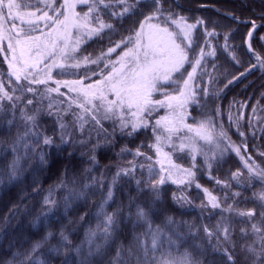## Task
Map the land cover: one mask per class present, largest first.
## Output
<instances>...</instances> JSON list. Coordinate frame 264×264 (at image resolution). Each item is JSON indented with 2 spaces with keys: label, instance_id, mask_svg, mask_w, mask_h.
Masks as SVG:
<instances>
[{
  "label": "snow or ice",
  "instance_id": "obj_1",
  "mask_svg": "<svg viewBox=\"0 0 264 264\" xmlns=\"http://www.w3.org/2000/svg\"><path fill=\"white\" fill-rule=\"evenodd\" d=\"M77 4L87 5V11H77ZM105 9L110 10L111 20L103 18ZM228 15L232 16L231 13ZM125 17H139L138 26L133 23L127 35H121L119 40L113 41L112 36L117 31L115 21L123 22ZM233 18L239 20L238 17ZM198 26H205L206 37L218 35L214 28H207L202 18L198 17L195 22H189L186 16L174 12L171 6L165 9V0H63L59 6L57 0H35V3L32 0H0V44L7 42L6 48L0 47V54L4 56V63L7 64L6 74L0 70V124L6 121L9 130L12 126H17L16 135L9 144L12 153L6 169L9 182L19 179L28 161L38 158L41 165H47L45 148L55 145V140L39 130V118L45 110L49 116L56 117L61 144L73 141V132L69 128L78 129L81 132L80 143H87L83 138L84 133L87 131L89 139L93 131L99 136L103 130V121L108 120L113 127L112 132L105 135V142H110L109 136H114L117 130L122 136L131 138L142 130L150 129L153 139L148 144V149L156 154L154 158L145 151L143 143L134 150L127 146L121 148V158L131 152L132 159L127 162L128 167L117 169L106 194L102 192L96 212V227L89 228L85 239L76 246H72L64 229L59 232L58 242L51 244L50 241L56 234L49 231L22 254L20 264H38L35 254L45 245L57 254L61 249L66 253L75 252L79 257V264H91V258L102 255L114 242L124 223H131L133 226L134 234L128 246V255L136 256V264H205L200 257L206 254L207 249L202 245H190L184 247L183 252L179 251L187 244L189 237L194 239L198 234L199 230L195 226L163 214L160 223L153 227L154 217L163 213L159 208V201L161 186L167 180L189 185L195 183L196 173L193 169L197 167V157H202L203 166L211 170L213 162L222 159L227 148L240 156L248 170L246 181L240 179L243 173L239 169L232 174V179L238 184L246 183L249 187L255 181H259L261 185V190L254 194L260 207L259 220H254L255 209L237 211L235 202L224 207L220 199L207 188L203 189L207 204L202 202L199 207L210 206L220 209L222 213L235 212L239 217H247L246 223L251 224V233L256 239L246 248L242 246V250L252 258L251 264H264V168L258 166L251 156L245 159L241 155L240 146L231 141L223 125L218 126L211 117L186 122V107L192 103L199 105L196 99V88L199 87L195 80L197 70L201 73L206 71L205 57L216 55L215 48L209 52L205 46H199V51H195L193 32ZM256 27L253 21L252 29L247 33L249 39L245 43L249 44V52L254 51L249 40ZM104 35L109 39L106 51L85 54L82 48L87 42L85 38L103 39ZM229 36L230 32L224 34V51L239 64L240 61L229 43ZM261 40L264 41V36H261ZM209 43L205 39L204 45ZM113 53H116L114 59ZM255 59L257 63L240 73L241 77L252 68L264 71V57L255 54ZM88 65H95V68L87 67ZM82 66L86 67L83 74L71 71L79 70ZM188 66L191 70H188ZM212 67L215 69L216 65L213 64ZM93 77L99 79L93 80ZM238 79L239 77L234 76L228 80V84ZM49 81L55 87L49 86ZM33 85L45 87L40 89ZM227 86L226 84L225 87ZM61 88L67 89V93L61 92ZM203 91L207 97L209 89L205 88ZM29 93L32 95L28 96ZM52 93L64 97V100H56ZM156 93L163 98H154ZM44 100L48 101L46 106ZM160 108L172 111L155 119L153 123L150 117ZM217 111L219 114V110ZM68 115L74 117L71 125L64 119ZM229 119L231 120V116ZM86 125L89 127L86 128ZM240 135L243 136L244 133L241 132ZM98 146L99 144L94 145L93 149ZM177 151L190 156L193 161L191 168H183L174 162L173 155ZM139 157H143V161ZM92 160L95 163L94 155ZM156 165L160 166L159 172ZM138 168L139 178L136 174ZM91 170L89 168L87 171ZM174 172L183 174V179L177 181ZM121 177L135 182L136 193L129 195L126 206L121 204L109 212L107 209L114 201V188ZM216 183L231 187L227 181L217 179ZM96 184L97 179L92 177L90 182L77 189L73 181L72 189L64 197L65 209L71 207L74 201L86 199ZM99 184L103 189V176ZM56 187L63 189L67 184L62 180ZM196 187L202 186L196 183ZM52 191L50 188L49 194L43 200L41 215L45 217L57 207L58 202L52 199ZM233 195L239 196L240 192ZM142 196H146V199H140ZM223 200L226 203L228 197L225 196ZM173 201L192 203L186 196L177 197L175 193ZM39 222L38 216L34 226ZM241 222L245 223L243 220ZM144 226L146 227L143 232H135L136 228ZM203 231L213 252L220 251L222 245L231 240L229 226L224 223H218L215 232L208 227H204ZM241 232L245 236L249 234L247 228H242ZM221 235L223 241L219 239ZM213 236L217 237L215 245L211 244ZM256 244H259V248ZM193 248L198 251V255L194 254ZM223 251L228 261L234 264V257L228 249L224 248ZM19 255L14 254V262ZM123 256L124 247L121 243L117 246L110 264H121ZM124 264L129 262L124 261Z\"/></svg>",
  "mask_w": 264,
  "mask_h": 264
},
{
  "label": "trees",
  "instance_id": "obj_2",
  "mask_svg": "<svg viewBox=\"0 0 264 264\" xmlns=\"http://www.w3.org/2000/svg\"><path fill=\"white\" fill-rule=\"evenodd\" d=\"M169 6L174 12L186 16L189 22H195L198 17L204 19L207 28L209 30L214 28L218 33L215 37H206L205 26H198L193 32L195 51H199V46H205L206 51L209 52L215 48L216 55L215 57H205L206 71L201 73L199 69L197 70L195 80L199 83V87L196 88V99L199 101V105L192 103L187 106L186 122L191 123L193 119L211 117L218 126L222 124L231 141L240 146L241 155L245 159L249 156L253 159V156L264 153V71L252 68L245 76H240V73L257 63L255 54L264 57V41L261 40V36H264V0H165V9ZM229 13L232 16L228 15ZM233 17H238L239 20ZM103 18L105 20L112 19L110 10H104ZM138 20L139 17H125L123 22L116 20L117 31L112 36V40L116 41L120 39L121 35H127L133 23L138 26ZM253 21L257 25L250 40L254 51L249 52L245 41L248 31L252 29ZM229 32V43L240 61L239 64L224 51V34ZM205 39L209 40L208 45H204ZM108 45L109 39L107 35H104L103 39L94 37L88 40L82 48L85 50V54H99L101 50L106 51ZM213 64L216 65L215 69L212 67ZM188 70H191L190 66H188ZM234 76L239 79L228 84V80ZM226 84L227 87H225ZM205 88L209 89L207 97L203 91ZM155 97L161 98L162 96L156 93ZM254 109L255 111H253ZM217 110H219V114ZM16 131V125L9 130L6 121L0 124V264H20V260L23 259L22 254L49 231L56 234L55 238L50 241L51 244L58 242L59 232L64 229L72 246L80 245L89 228L96 227L98 222L96 212L101 202L102 192L106 194L117 169L128 166L127 162L132 159L131 152L121 158L119 155L121 148L127 146L134 150L143 143L144 150L151 154L148 144L153 139L150 129L142 130L131 138L121 134L109 136L110 142H105L104 139L103 145L91 150L92 153L85 147L61 144L58 139V141L54 139L55 145L45 148L47 165H41L38 158L35 161H28L25 163V170L19 179L9 182L6 173L8 162L12 158L9 144L15 137ZM56 131L57 129L54 128L51 133L43 130L40 132L55 137ZM241 132L244 133L243 136L240 135ZM88 144L91 142L85 145ZM225 147L227 148L226 145ZM93 155L95 163L92 160ZM138 159L143 161V157ZM177 163L191 168L193 161L183 156L177 159ZM195 163L197 165L193 169L196 173L195 182L202 187L191 190V207L187 208L173 201V194L177 195L180 190L177 184L167 180L161 186L159 201V208L163 210V213L154 217L153 227L160 223L163 214L172 216L177 221H187L199 231L194 239L191 237L187 239V244L179 249L180 252L184 251V247L200 244L207 249L206 254L200 257L205 261V264H233L224 255L223 250L227 248L234 257V264H251L252 258L245 250H242V246L246 248L256 239L251 233V224L246 223L247 217H239L235 212L232 214L222 213L220 209L210 211L208 207L201 208L199 205L204 199L203 189L207 188L220 199L224 207L235 202L237 211L255 209L254 220L258 221L260 207L254 194L261 190L259 181H255L253 186L249 187L246 183L238 184L232 179V174L238 169L241 170L244 177L248 170L244 167V161L231 148H227L222 159L213 162L211 170L203 166L202 157L198 156ZM89 168L92 169L91 172L87 171ZM156 170L159 172L157 165ZM136 174L139 178V168ZM101 176H103V189L99 184ZM92 177L97 179V184L90 190L87 198L74 201L71 207L65 209L64 197L72 189L73 181H75L76 188L79 189L84 183L90 182ZM217 179L222 182L227 181L231 187H225L223 183L217 184ZM62 180L67 184V187L63 189L56 187ZM50 188L53 189L52 199L58 203L54 211L45 217L41 215V211L44 208V197L49 194ZM235 192H240V195H233ZM114 193V201L107 209L109 212L121 204L127 205L129 195L136 193L135 182L121 177L114 188ZM225 196L228 197L226 203L223 200ZM140 199H146V196H142ZM38 216L40 222L34 226ZM242 220L245 223H242ZM218 223L229 226L231 240L223 244L220 251L213 252L203 229L208 227L215 232ZM145 227H138L135 232L139 234L145 230ZM242 228L249 230L247 236L242 234ZM133 234L131 223L122 224L114 242L107 247L102 255L91 258V264H110L115 257L117 246L121 243L124 247L121 264H124V261L136 264V256L129 257L128 255V246L132 241ZM219 239L223 241V236L221 235ZM148 243L150 246V238ZM216 243L217 237L213 236L211 244L215 245ZM256 247L259 248V244H256ZM86 248L87 245H85V250ZM193 252L198 255L195 248H193ZM17 253L20 255L14 262L13 256ZM35 260L38 264H79V257L75 252L66 253L61 249L57 254L50 251L48 245L37 251Z\"/></svg>",
  "mask_w": 264,
  "mask_h": 264
},
{
  "label": "rangeland",
  "instance_id": "obj_3",
  "mask_svg": "<svg viewBox=\"0 0 264 264\" xmlns=\"http://www.w3.org/2000/svg\"><path fill=\"white\" fill-rule=\"evenodd\" d=\"M18 2H27V0H18ZM32 2L33 3H35V0H32ZM63 3V0H57V6H59V4H62ZM42 6V5H41ZM87 5H81V4H77V11H87ZM23 10H28V9H23ZM16 23L17 24H19V21H16ZM8 24H9V22H8ZM11 25V21H10V24H9V26ZM41 26H43V25H41ZM37 34H39V33H37ZM86 39V41H88L87 40V38H85ZM84 45V44H83ZM82 45V46H83ZM0 47H4V48H6L7 47V42L6 41H4L2 44H0ZM119 52V51H118ZM116 57V53H113V59ZM87 67H90V68H95V65H88ZM0 70H2L5 74L7 73V64L6 63H4V56L2 55V54H0ZM56 71H59V70H56ZM71 71H73V72H76V71H79L81 74H83V72L84 71H86V67L85 66H82L79 70H76V69H71ZM54 75H55V73H54ZM68 79H71V78H74V77H67ZM95 79H99V77H93V80H95ZM89 81H85V83H88ZM49 86H51V87H55V84L54 83H52L51 81H49ZM33 87H36V88H40V89H43L45 86L44 85H33ZM60 91L61 92H65V93H67V89H65V88H61L60 89ZM28 96H31L32 94L31 93H29V94H27ZM69 95H71L70 93H69ZM155 95L156 94H154V98H156V99H162L163 97H161V98H157V97H155ZM52 96L53 97H55V99L56 100H58V101H62V100H64V97H62V96H57L56 95V93H52ZM7 102L5 101V104H6ZM44 105L46 106L47 105V103H48V101L47 100H44ZM65 103H66V101H65ZM61 106H63V105H61ZM186 109H187V107H186ZM75 111H77V112H79L80 110L79 109H75ZM172 110H170V109H167V108H160L157 112H155V113H153V115H152V117H150V120L154 123L155 122V119H158L159 117H161V116H165V115H167L169 112H171ZM177 111H179L178 109H177ZM185 113H186V110H185ZM187 115V114H186ZM64 119H65V121L68 123V124H72V121H73V119H74V117L73 116H71V115H68V116H65L64 117ZM46 122V123H45ZM87 127H89L88 125H86V128ZM112 127H113V125H112V122L111 121H108V120H105V121H103V130L102 131H100V135L99 136H97V134H96V131H93L92 133H91V139H89L88 138V133H87V131L84 133V136H83V138L85 139V140H87L88 142H91V144H88V145H90V146H88V145H85V144H81L80 143V138H81V132L78 130V129H73V128H69V131H72L73 132V141L72 142H69V143H67V144H75V145H78V146H81V147H85V149H87V150H93V146L94 145H97V144H99V146L98 147H96V148H99V147H101L102 145H103V143H104V137H105V135L106 134H108V133H111L112 132ZM54 128H56L57 129V133H56V136L54 137V135H50V134H48V136H52L53 137V139H58L59 141H60V130H59V126H58V124H57V122H56V117L55 116H49L48 114H47V111L45 110L42 114H41V116H40V118H39V130L41 131V130H43V131H48V132H52V129H54ZM118 134H120L119 133V131L117 130L116 132H115V134L114 135H118ZM57 140V141H58ZM87 142V143H88ZM95 148V149H96ZM166 151H171L170 149H165ZM91 153H92V151H91ZM151 155H153V157L155 158V152L154 151H152L151 150ZM188 157V159H190L191 160V158H190V156H188L187 154H185V153H180L179 151H177V152H175L174 153V155H173V160H174V162L175 163H177V159L178 158H180V157ZM253 160L256 162V164L258 165V166H260L261 168H264V155H262V154H257L256 156H253ZM192 161V160H191ZM177 164H179V163H177ZM158 167H159V169H160V166L159 165H157ZM182 166V165H181ZM126 167H128V166H126ZM166 167H167V164H166ZM183 168H186V167H184V166H182ZM165 176L167 175V173H163ZM247 175H248V173H247ZM247 175L244 177V175H242L241 177H240V179L242 180V181H245V178L247 179ZM174 178L177 180V181H179V180H181V179H183V174H175V172H174ZM168 181H171V180H168ZM175 184H177V186H178V189L180 190V192L176 195L177 197H180L181 195H184V196H186L187 198H188V200H191L192 201V195H190V192H191V190L192 189H194V188H196V182L195 183H192L191 185H189V184H187V183H175ZM181 190H183V192L181 191ZM201 193H202V191H201ZM203 193H204V191H203ZM203 203H205V204H207V198L205 197V193H204V199H203ZM181 206H186L187 208H189V207H191V204H187V203H184V202H181V203H179ZM208 209L211 211V210H213V208H211L210 206L208 207ZM215 210V209H214Z\"/></svg>",
  "mask_w": 264,
  "mask_h": 264
},
{
  "label": "water",
  "instance_id": "obj_4",
  "mask_svg": "<svg viewBox=\"0 0 264 264\" xmlns=\"http://www.w3.org/2000/svg\"><path fill=\"white\" fill-rule=\"evenodd\" d=\"M230 17V16H229ZM249 38H248V36H247V38H246V40H248ZM251 40V39H250ZM250 40H249V43H250ZM246 46H247V48L249 47V44L248 43H246Z\"/></svg>",
  "mask_w": 264,
  "mask_h": 264
}]
</instances>
